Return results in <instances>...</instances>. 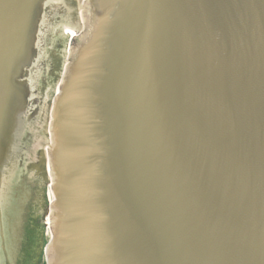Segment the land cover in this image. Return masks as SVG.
I'll list each match as a JSON object with an SVG mask.
<instances>
[{"label":"water","instance_id":"water-1","mask_svg":"<svg viewBox=\"0 0 264 264\" xmlns=\"http://www.w3.org/2000/svg\"><path fill=\"white\" fill-rule=\"evenodd\" d=\"M49 235L46 264H264V0H0V264Z\"/></svg>","mask_w":264,"mask_h":264},{"label":"flooded vegetation","instance_id":"flooded-vegetation-1","mask_svg":"<svg viewBox=\"0 0 264 264\" xmlns=\"http://www.w3.org/2000/svg\"><path fill=\"white\" fill-rule=\"evenodd\" d=\"M69 5L70 8L74 7V5H72L71 3ZM57 17L59 18V15ZM48 43L49 42H46L45 44ZM63 47H64L63 42L61 40L58 42L55 41L49 47L48 49L49 51L45 55V60L41 59L40 85L38 89L39 95H42L49 85H52L54 82L58 80V77L61 74V69L63 66V60H62V58L64 59V56L62 55ZM69 59L70 58L67 57V63H69ZM38 162H39L38 160H35L34 162L28 160L24 166L38 173V168L40 166V163Z\"/></svg>","mask_w":264,"mask_h":264},{"label":"bare ground","instance_id":"bare-ground-1","mask_svg":"<svg viewBox=\"0 0 264 264\" xmlns=\"http://www.w3.org/2000/svg\"><path fill=\"white\" fill-rule=\"evenodd\" d=\"M61 35H62L63 37L66 38V43H65V45H64V47H63V50H62V55H63L64 57H66V56H70V55H71V47H72V43H71V28H68V29L62 30V31H61ZM60 89H61V88H60V86H59V88H58V92H60ZM53 90H54V88L51 89V91H53ZM53 95H54V94H53ZM48 112H49V109H47V110H44V109H43V112H42L43 116L48 115ZM56 132H57V129L55 130V128H54L53 125H52L51 163H52V161H53V159H54V153H55V150H56V149H54V148H55L54 143L56 142V135H55ZM53 180H54V176H53L52 166H51V170H50V183H51Z\"/></svg>","mask_w":264,"mask_h":264},{"label":"rangeland","instance_id":"rangeland-1","mask_svg":"<svg viewBox=\"0 0 264 264\" xmlns=\"http://www.w3.org/2000/svg\"><path fill=\"white\" fill-rule=\"evenodd\" d=\"M62 38H64V42H63V46H64L65 43H66V38L63 37L62 35H60V36H56V40H59V39H62ZM51 89H52V88H51ZM51 89L47 90L46 98H45V102H44V107H43L44 110H46L47 101H48V100H51L52 97H53L54 90L51 91ZM41 117H44L43 114H42ZM44 237H45V239H48L47 236H44ZM44 244H45V243H44ZM43 248H44V245H43V247H42V250H41V252H40V254H39V256H38V258H37L35 264H41V261H42V258H43Z\"/></svg>","mask_w":264,"mask_h":264},{"label":"trees","instance_id":"trees-1","mask_svg":"<svg viewBox=\"0 0 264 264\" xmlns=\"http://www.w3.org/2000/svg\"><path fill=\"white\" fill-rule=\"evenodd\" d=\"M47 240L48 239L45 240V244L47 243ZM45 244H44V246H45ZM41 264H44L43 258H42Z\"/></svg>","mask_w":264,"mask_h":264}]
</instances>
